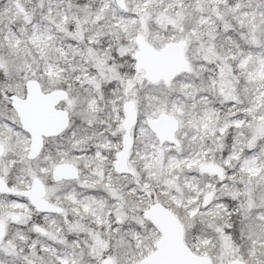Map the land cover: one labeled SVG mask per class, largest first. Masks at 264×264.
<instances>
[{"label": "snow or ice", "instance_id": "1", "mask_svg": "<svg viewBox=\"0 0 264 264\" xmlns=\"http://www.w3.org/2000/svg\"><path fill=\"white\" fill-rule=\"evenodd\" d=\"M0 264H264V0H0Z\"/></svg>", "mask_w": 264, "mask_h": 264}]
</instances>
